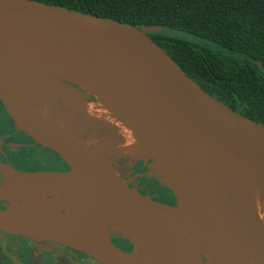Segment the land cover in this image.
<instances>
[{
    "label": "water",
    "instance_id": "95a60500",
    "mask_svg": "<svg viewBox=\"0 0 264 264\" xmlns=\"http://www.w3.org/2000/svg\"><path fill=\"white\" fill-rule=\"evenodd\" d=\"M161 29L37 0H0V104L17 130L67 166L22 170L0 163V234L56 243L98 264H142L146 242H155L170 264H264V227L241 171L248 165L264 184V125L191 80L147 34ZM36 76L105 100L143 151L128 157L147 162L173 204L128 187L110 166L111 155L75 133L84 121L64 115L61 126L36 113V88L46 84ZM86 169L90 185L82 195L91 199L83 204L64 179L82 185ZM23 191L27 201L12 199ZM104 214L117 234L107 232Z\"/></svg>",
    "mask_w": 264,
    "mask_h": 264
},
{
    "label": "trees",
    "instance_id": "16d2710c",
    "mask_svg": "<svg viewBox=\"0 0 264 264\" xmlns=\"http://www.w3.org/2000/svg\"><path fill=\"white\" fill-rule=\"evenodd\" d=\"M37 1L135 26L160 25L148 36L191 80L264 125V0Z\"/></svg>",
    "mask_w": 264,
    "mask_h": 264
},
{
    "label": "flooded vegetation",
    "instance_id": "af4514ba",
    "mask_svg": "<svg viewBox=\"0 0 264 264\" xmlns=\"http://www.w3.org/2000/svg\"><path fill=\"white\" fill-rule=\"evenodd\" d=\"M38 84L39 82H35L30 85L35 87ZM39 108L43 114L51 117L45 109ZM75 133L83 138L85 136L81 130ZM48 152L55 154L17 130L0 104V163L22 170L64 171L67 169V166L56 154L57 158L53 155L49 157ZM119 152L127 156L140 155V153L131 150ZM119 175L123 181H127L128 187L134 188L137 193L148 195L159 202L173 204L168 195L164 194L163 189L160 188L147 166V162L140 158L133 159L124 172ZM111 240L116 246L122 249L127 248V243L119 237L112 235ZM44 258L51 259L57 264H98L82 253L56 243L33 241L18 235L0 234V264H42Z\"/></svg>",
    "mask_w": 264,
    "mask_h": 264
},
{
    "label": "rangeland",
    "instance_id": "374dc122",
    "mask_svg": "<svg viewBox=\"0 0 264 264\" xmlns=\"http://www.w3.org/2000/svg\"><path fill=\"white\" fill-rule=\"evenodd\" d=\"M166 33L177 35L176 32L170 30H166ZM36 77L41 80H46L45 85L39 86V88L42 89V92L39 91L38 87L36 88L38 89L37 97L39 98L38 101L40 102L41 108L49 112L51 116H54L55 118H53V120L56 123H64V115H67L72 120H77L79 123L84 121L85 125L83 129H80L85 135L84 138L90 143L99 144L101 149L103 151L105 150V154L111 155L108 162L110 166L115 169L116 173L120 174L121 172H124L133 159L115 149L120 138L117 129L110 125V123H113L116 120L107 119L105 112H100L98 115L99 117L94 116L92 113L95 112L96 109L101 111V106L99 105L102 104V101L96 95H93L87 90L80 89L81 94L79 95L76 92L74 93L72 89L51 79ZM35 82L38 81L35 80L34 83ZM76 126L79 127L78 125ZM132 139L134 140L133 137ZM51 155L56 157L55 154L48 152V156L51 157Z\"/></svg>",
    "mask_w": 264,
    "mask_h": 264
},
{
    "label": "bare ground",
    "instance_id": "6f19581e",
    "mask_svg": "<svg viewBox=\"0 0 264 264\" xmlns=\"http://www.w3.org/2000/svg\"><path fill=\"white\" fill-rule=\"evenodd\" d=\"M31 64H33V66L35 68H37L38 70H40L41 72H43L47 75H51V76H54L57 78H61V79H65V80L73 82V79L70 76H68L67 74H65L64 72H62L56 68L49 67V66L43 65V64H39L36 62H33ZM24 75H25V78L29 84H33L34 81L36 80V78L33 77L29 73L24 74ZM97 93L101 94L100 91H97ZM99 106H101V111L96 109L95 112H92L94 116L99 117L98 115L100 114V112H105L107 119H110V120L115 119L116 120L115 122L110 123V125L114 126L117 129V133H118V136L120 138V141L115 146V149L117 151H123V152L131 150V151H135V152H138L140 154H143V151L139 147L138 143L135 141V139L134 140L132 139L133 136L130 133V131L128 130V128H126V126H124L122 124V122L119 120V118L116 116V114L108 106L107 102L104 100L102 102V104H100ZM32 109L36 113H40V114L42 113L41 109L37 105H33ZM45 116H47V115H45ZM57 124L64 126V123H57ZM108 129H109V127H108ZM109 131H111V130H109ZM103 149H104V147H103ZM98 151L103 152L101 147H98ZM241 171H242V177H243L244 183L246 185L248 194L250 196L251 202L253 204L254 210L256 211V214H257L262 226L264 227V184L262 183V180L260 179V176L256 173V171L254 169L250 168L248 165L242 163ZM89 175H90V172L87 169L81 172V176L85 179V182L82 185L77 184L72 180L64 179V182L67 183V185L69 186L72 193L83 204L88 203L89 200L91 199V195L86 196V197L82 195L85 188L90 185V182L88 181ZM40 189H41L43 195L45 197L50 198L51 202L56 207H58L57 203L54 201V199H52L49 191L47 189H45L44 187H41ZM11 197L16 202H23V201H27L29 199L28 194L24 191L23 192H16V193L12 194ZM0 220H4V216L2 214H0ZM102 221H103V225L106 228L108 233H110V234H117L118 233L116 227L114 226V224L112 223V221L109 219V217L106 214L103 215ZM141 262H142V264H170L169 258L164 255L162 249L155 242H146L145 243L144 254L141 256Z\"/></svg>",
    "mask_w": 264,
    "mask_h": 264
}]
</instances>
